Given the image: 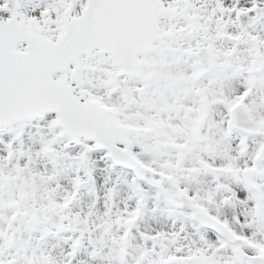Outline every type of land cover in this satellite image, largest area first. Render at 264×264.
Here are the masks:
<instances>
[{
  "label": "snow or ice",
  "instance_id": "6c2138e0",
  "mask_svg": "<svg viewBox=\"0 0 264 264\" xmlns=\"http://www.w3.org/2000/svg\"><path fill=\"white\" fill-rule=\"evenodd\" d=\"M0 264H264V0H0Z\"/></svg>",
  "mask_w": 264,
  "mask_h": 264
}]
</instances>
